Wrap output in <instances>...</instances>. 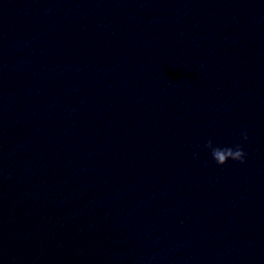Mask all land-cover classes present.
I'll list each match as a JSON object with an SVG mask.
<instances>
[{
    "label": "water",
    "instance_id": "1",
    "mask_svg": "<svg viewBox=\"0 0 264 264\" xmlns=\"http://www.w3.org/2000/svg\"><path fill=\"white\" fill-rule=\"evenodd\" d=\"M0 264H264V0H0Z\"/></svg>",
    "mask_w": 264,
    "mask_h": 264
},
{
    "label": "clouds",
    "instance_id": "2",
    "mask_svg": "<svg viewBox=\"0 0 264 264\" xmlns=\"http://www.w3.org/2000/svg\"><path fill=\"white\" fill-rule=\"evenodd\" d=\"M241 137L243 140H248L247 132H242ZM204 147L208 150L209 154L217 165H224L229 159L243 163L246 156V153L240 144L219 146L213 145L212 140L209 139L205 142Z\"/></svg>",
    "mask_w": 264,
    "mask_h": 264
}]
</instances>
